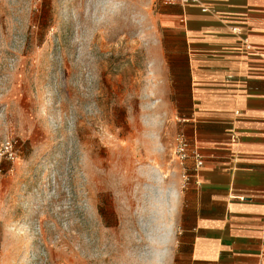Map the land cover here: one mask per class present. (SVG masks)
I'll list each match as a JSON object with an SVG mask.
<instances>
[{
    "label": "rangeland",
    "instance_id": "1",
    "mask_svg": "<svg viewBox=\"0 0 264 264\" xmlns=\"http://www.w3.org/2000/svg\"><path fill=\"white\" fill-rule=\"evenodd\" d=\"M172 7L0 0V264H174L189 95Z\"/></svg>",
    "mask_w": 264,
    "mask_h": 264
},
{
    "label": "crops",
    "instance_id": "2",
    "mask_svg": "<svg viewBox=\"0 0 264 264\" xmlns=\"http://www.w3.org/2000/svg\"><path fill=\"white\" fill-rule=\"evenodd\" d=\"M177 6L204 163L177 191L174 264H264V0Z\"/></svg>",
    "mask_w": 264,
    "mask_h": 264
},
{
    "label": "built area",
    "instance_id": "3",
    "mask_svg": "<svg viewBox=\"0 0 264 264\" xmlns=\"http://www.w3.org/2000/svg\"><path fill=\"white\" fill-rule=\"evenodd\" d=\"M166 4L169 5H189V4H199L202 2V0H163ZM203 10H206L204 7ZM175 151L177 158L182 166V172H183V178L184 182L186 183L187 180H189V177L198 175L199 169L202 167L204 163L203 155L201 152L196 149L192 148L190 142L188 141L185 134L181 133L176 138V145H175ZM8 156L10 158H13L12 151H8ZM189 159H193L194 165L192 167V172H187V161ZM1 249H0V260H1Z\"/></svg>",
    "mask_w": 264,
    "mask_h": 264
}]
</instances>
